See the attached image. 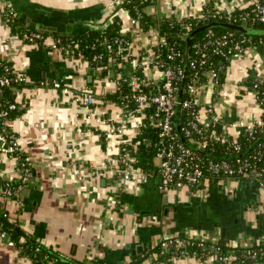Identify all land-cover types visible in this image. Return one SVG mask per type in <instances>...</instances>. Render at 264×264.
I'll return each instance as SVG.
<instances>
[{
	"label": "built area",
	"instance_id": "1",
	"mask_svg": "<svg viewBox=\"0 0 264 264\" xmlns=\"http://www.w3.org/2000/svg\"><path fill=\"white\" fill-rule=\"evenodd\" d=\"M159 2L119 1L117 9L123 11V19L116 20L118 30L106 31V25L114 20L110 19L100 27L96 39L85 46L80 39L45 35L26 25L17 27L16 34L25 43H37L61 52L67 59L85 61L90 70L112 72L111 78H105L110 83L108 93L115 99L116 118L96 109L95 95L85 87L75 90L73 98L85 108L84 124L78 131L94 133L106 147L104 161L114 185L143 186L156 175L160 190L187 187L192 193L203 180L225 177L250 182L257 200L264 205V76L250 86L259 117L227 122L219 101L230 66L243 69V59H250L264 45L251 42L242 31L227 29L192 39L187 53L176 39L168 38L169 30H161L162 24L169 29L178 25L185 40L200 23L216 21L253 28L264 24V0H237L232 8L223 1L205 0L180 14L171 10L152 16L145 11L146 6L155 7ZM12 7L9 0H0V25L6 30H11L17 19ZM86 50L92 52L90 62ZM27 85L26 76L15 72L7 60L0 61V159L8 167L0 170V194L14 209L20 207L33 166L12 125L24 111L30 93L33 95L44 83L34 85L31 92ZM209 86L213 87L210 97L201 101V90L205 93ZM149 130L153 131L152 138L141 137ZM217 144L223 147L218 156L214 155ZM140 146L153 152L152 167L138 166L134 154ZM3 215L13 220L6 212ZM8 236L0 230L1 239ZM258 244L262 246H243L237 252L235 247L225 249L218 240L208 237L174 234L120 264H165L172 257H192L214 264H264V243ZM20 250L18 247L17 252ZM28 259L39 264H74L56 250L40 253L38 245ZM86 261L110 264L90 257Z\"/></svg>",
	"mask_w": 264,
	"mask_h": 264
},
{
	"label": "crops",
	"instance_id": "2",
	"mask_svg": "<svg viewBox=\"0 0 264 264\" xmlns=\"http://www.w3.org/2000/svg\"><path fill=\"white\" fill-rule=\"evenodd\" d=\"M9 1L19 19L18 28L26 25L45 35L83 34L110 19H123V11L117 9L121 0ZM201 1L205 0H160L155 7L144 9L152 16L171 10L180 14L199 7ZM219 1L230 8L237 2ZM18 28L6 30L0 25V61L7 60L15 72L26 76L27 91L44 83L30 93L24 111L12 125L33 166L20 207L14 209L0 194V212L13 219L24 238L62 252L76 264H87L86 257L120 264L174 234L223 238L227 244L241 247L264 243V205L258 203L246 180L206 179L192 193L187 187L162 191L156 175L143 186L114 185L104 161L106 147L94 133L78 131L84 124L85 108L73 98L75 90L85 87L95 95L96 109L116 118L115 99L108 93L110 83L105 78H111L112 72H96L85 61L75 65L57 50L25 43L16 34ZM263 56L264 48L257 49L251 60L243 59V69L232 64L225 74L219 95L225 121L260 116L250 86L264 76ZM205 91L203 98L208 99L212 90ZM152 136V130L141 135ZM134 155L144 169L155 162L153 152L141 146ZM6 167L0 159V170ZM137 247L141 248L138 253ZM0 264L36 263L19 255L9 238H0ZM165 264L214 263L172 257Z\"/></svg>",
	"mask_w": 264,
	"mask_h": 264
},
{
	"label": "trees",
	"instance_id": "3",
	"mask_svg": "<svg viewBox=\"0 0 264 264\" xmlns=\"http://www.w3.org/2000/svg\"><path fill=\"white\" fill-rule=\"evenodd\" d=\"M129 8V7H128ZM18 18L16 19L15 23L13 24V28L15 27H18L19 24H18ZM211 23V22H210ZM204 23H200L198 24L197 26H195L191 31H193L194 29L200 27V26H203ZM206 25V24H205ZM254 29H264V24L262 25H255L253 26ZM32 29H35V28H32ZM106 31L108 33H112L116 30H118V25H117V22L116 20H112V23H108L106 25ZM99 30L100 28L98 27H95L94 29L92 30H89L87 31L86 33H83V34H74L72 36H63V37H74V38H77V39H80L82 40L83 43H81V45L85 46L86 44H89L92 40H95L96 37L98 36V33H99ZM161 30L162 31H166V30H169V35H168V38L170 39H176L178 41V44H180V47L185 51H186V44H185V40L184 38L182 39V36L183 34L179 33L178 31L179 30V27L178 25H175L174 28H171L169 29L166 25L162 24L161 26ZM224 30H227V28H224V27H221V26H214V28H211V29H208V30H204V31H201V32H198L197 34H195L192 38V39H196V38H200L203 34L205 33H220V32H223ZM234 31H237L235 29H233ZM15 32V31H14ZM183 32V31H182ZM191 33V32H190ZM181 34V35H180ZM188 34V33H187ZM249 38H250V41L252 42H261L259 45H264V35L262 36H257V35H249ZM89 51L86 50V56H87V60L88 62H90V57H89V54H91L92 52L88 53ZM189 53H190V48H189ZM261 118L264 122V111L261 113ZM241 140V139H240ZM215 154L216 156L222 154V149L223 147L219 144H217L215 146ZM218 179H225V177H218V178H212V180H218ZM204 181V180H203ZM259 204H261L260 201H258ZM0 230L1 231H4V232H7L9 234L8 238H10L11 241H13L14 243V247L15 249L17 250L18 247H21V250L18 251L19 255L21 256H25L26 259H28L30 257V254L32 252V248L36 245H38L40 247V253H52L53 251L52 250H46L45 248L41 247L37 242H35L34 240L32 239H26L23 237L22 233L17 229H15L14 227V224L12 222V220H10V218L8 216H4L3 215V212L1 213L0 212ZM183 235V234H181ZM218 242L223 246V248H230V247H235L234 250L235 251H241L243 248L241 247H238V246H229L226 241L223 239V238H220L218 240ZM254 247H259V246H262L258 243H255V244H252ZM30 260V259H28ZM36 264H39L37 261H34V260H30ZM76 264V263H74ZM77 264H81V263H77Z\"/></svg>",
	"mask_w": 264,
	"mask_h": 264
},
{
	"label": "water",
	"instance_id": "4",
	"mask_svg": "<svg viewBox=\"0 0 264 264\" xmlns=\"http://www.w3.org/2000/svg\"><path fill=\"white\" fill-rule=\"evenodd\" d=\"M214 26H221V27H224V28H227V29H235L237 31L239 30V31H242V32H244V33H246L248 35H257V36L264 35V29L260 30V29H254V28H245L244 26H241V25L236 26V25H233V24H230V23H224V22H216V21H214V23H209V24H206V25H203V26H200V27L194 29L193 31H191V33L188 36H186V38H185L186 52L187 53L189 52L191 38L195 34H197L198 32L204 31V30H208V29L214 28ZM263 59H264V56H263ZM186 73H187V70H185V75H184V77L182 79V84H181V89H180V94H179L180 97L182 95V92L181 91H182L183 85L185 83ZM87 74L89 76L91 74V71L89 69H87ZM90 78L91 77H89V79ZM201 91L202 92L200 94V100L202 101L203 100V93H204V91L203 90H201ZM181 139H182L183 142L187 143L186 140L183 137H181ZM262 139H264V136H263ZM15 229L17 230V228H15ZM223 230L224 229H222V232H223ZM140 250H141V248L140 247H137L135 249V252L138 253Z\"/></svg>",
	"mask_w": 264,
	"mask_h": 264
},
{
	"label": "rangeland",
	"instance_id": "5",
	"mask_svg": "<svg viewBox=\"0 0 264 264\" xmlns=\"http://www.w3.org/2000/svg\"><path fill=\"white\" fill-rule=\"evenodd\" d=\"M71 61L73 60L75 63H73V64H75V65H78L79 63H80V61H78L77 59H74V58H72V59H70ZM230 73V72H229ZM229 76H231L230 74H229ZM209 89L210 90H212L213 89V87L212 86H209ZM227 185H230L229 183H227ZM199 189H197L196 190V192L200 195V193H202V191H200ZM203 194V193H202ZM201 194V195H202ZM229 245V244H228ZM229 246H234V245H229ZM238 247H241V246H238Z\"/></svg>",
	"mask_w": 264,
	"mask_h": 264
}]
</instances>
